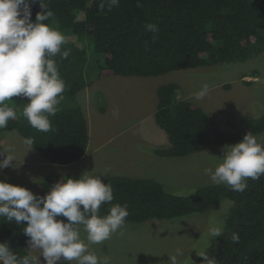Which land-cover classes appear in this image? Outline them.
Listing matches in <instances>:
<instances>
[{
	"label": "trees",
	"instance_id": "trees-1",
	"mask_svg": "<svg viewBox=\"0 0 264 264\" xmlns=\"http://www.w3.org/2000/svg\"><path fill=\"white\" fill-rule=\"evenodd\" d=\"M53 11L50 26L67 39V59L56 57L65 81L58 111L49 119L52 131L39 132L22 115L28 98L13 97L5 103L14 107L17 117L3 130H16L24 139L34 141L33 148L47 161L70 164L78 161L88 144L87 120L76 101V93L88 83L85 71L93 67L99 77L111 74L157 76L169 71L234 62L264 52V2L250 0H120L111 10L103 0H45ZM32 19L40 4L31 5ZM159 26L158 37L146 31L145 24ZM92 44L101 60L87 63L85 48ZM178 85L168 82L156 87L154 119L166 133L168 145L151 152L163 158L189 156L211 146L240 141L244 134L264 136V114L247 119L236 130L216 126L198 106L176 97ZM1 149V145H0ZM62 175L47 176L31 187L44 195ZM104 183L113 189V204H127L126 223L150 219H173L204 213L228 199L224 236L208 242L202 252L216 264H264V175L248 179V188L237 193L225 185L208 183L198 186L189 196L175 195L150 177L111 175ZM110 205L103 204L101 215ZM61 219H66L61 217ZM232 233L239 235L233 243ZM7 242L18 255L27 254V237L14 222L0 220V242ZM198 255L193 264H202Z\"/></svg>",
	"mask_w": 264,
	"mask_h": 264
},
{
	"label": "clouds",
	"instance_id": "clouds-1",
	"mask_svg": "<svg viewBox=\"0 0 264 264\" xmlns=\"http://www.w3.org/2000/svg\"><path fill=\"white\" fill-rule=\"evenodd\" d=\"M38 2L42 10L33 20L31 5L37 0H0V129L17 117L14 107L5 102L23 96L28 102L22 115L32 128L48 133L53 130L49 117L57 113L63 99L65 81L56 57L67 59L71 50L63 48L68 41L62 32L45 23L53 11L45 0ZM119 3L120 0H103L100 8L107 6L111 10ZM145 29L153 34V40L158 37L157 24L146 23ZM208 93L209 85L205 83L195 94L196 99L202 100ZM24 143L31 149L34 141L26 139ZM222 151L224 154L217 157L215 166L204 169L213 184L242 193L248 188V179L258 180L264 175V138L247 132L240 141L225 145ZM13 152L12 148L0 151L6 154L0 159V170L20 166ZM102 175L106 174L85 170L78 178L62 176L44 195L0 180V220L21 226L28 245L27 254L21 256L6 241L0 242V264H41V256L44 264H57L61 260L68 264H109L107 258L101 260L89 248L103 244L113 234L123 236L129 212L127 204L112 203V186L103 182ZM190 193L193 191L175 195L189 196ZM103 204L110 205L106 215L100 214ZM227 214L226 205L220 213L210 216L207 241L224 236ZM81 231L86 234L85 238ZM231 240L238 243L239 235L232 233ZM182 255L180 250L169 255L168 264H180ZM199 256L203 258L202 264H216L204 252Z\"/></svg>",
	"mask_w": 264,
	"mask_h": 264
},
{
	"label": "rangeland",
	"instance_id": "rangeland-1",
	"mask_svg": "<svg viewBox=\"0 0 264 264\" xmlns=\"http://www.w3.org/2000/svg\"><path fill=\"white\" fill-rule=\"evenodd\" d=\"M85 50L87 63L102 59L93 53L91 43ZM84 74L88 85L77 91L75 97L87 120L88 138L94 144L84 160L70 167H52L43 175L79 177L83 171L93 170L106 174L101 176L103 181L111 175L150 177L173 193L194 191L212 183L204 169L215 166L217 157L224 154V146L214 145L174 158L151 152L152 148L168 145L166 133L154 119L155 90L164 83H176L178 99L191 101L225 130L239 129L247 119L264 114V52L240 61L173 70L157 76L99 77L95 67ZM205 83L209 85V93L197 100L195 94ZM255 136L264 138L263 134ZM96 145L97 149L93 147ZM1 180H7L6 174ZM229 203L224 199L199 214L125 223L123 236L113 234L103 244L91 245L89 251L101 260L107 258L109 264H168L169 255L180 250L183 253L180 264H193L209 242L206 237L210 216L220 213ZM81 236L85 238L86 234L81 231ZM25 247L28 248L27 243ZM40 260L44 264L42 256ZM57 264L68 262L61 260Z\"/></svg>",
	"mask_w": 264,
	"mask_h": 264
},
{
	"label": "crops",
	"instance_id": "crops-1",
	"mask_svg": "<svg viewBox=\"0 0 264 264\" xmlns=\"http://www.w3.org/2000/svg\"><path fill=\"white\" fill-rule=\"evenodd\" d=\"M5 131V133L0 131V151L7 150L8 148L14 149V152L12 154L15 155L17 162H21V164L16 169L9 167L0 170V180L2 179L4 174H6L8 182L9 180H13V184L22 185L29 190H31V187L34 183L47 177V175L43 174L51 170L52 167H70L74 163L84 160L88 156L90 147L92 148V143L94 142L93 139L89 137L87 149L83 157H81L76 162L62 165L47 161L33 147L29 149V146L24 143L26 139H24L17 131ZM93 147H96V149L98 148L97 145ZM4 155L6 154L0 153V159H2Z\"/></svg>",
	"mask_w": 264,
	"mask_h": 264
}]
</instances>
